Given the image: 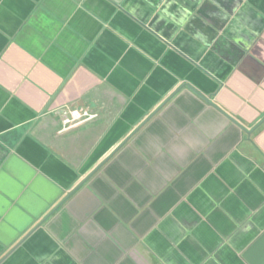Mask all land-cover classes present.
<instances>
[{
	"label": "crops",
	"instance_id": "crops-1",
	"mask_svg": "<svg viewBox=\"0 0 264 264\" xmlns=\"http://www.w3.org/2000/svg\"><path fill=\"white\" fill-rule=\"evenodd\" d=\"M263 119L264 0H0V264H264Z\"/></svg>",
	"mask_w": 264,
	"mask_h": 264
},
{
	"label": "built area",
	"instance_id": "built-area-1",
	"mask_svg": "<svg viewBox=\"0 0 264 264\" xmlns=\"http://www.w3.org/2000/svg\"><path fill=\"white\" fill-rule=\"evenodd\" d=\"M58 112L64 130L73 129L97 118V114L83 108L63 107Z\"/></svg>",
	"mask_w": 264,
	"mask_h": 264
},
{
	"label": "trees",
	"instance_id": "trees-1",
	"mask_svg": "<svg viewBox=\"0 0 264 264\" xmlns=\"http://www.w3.org/2000/svg\"><path fill=\"white\" fill-rule=\"evenodd\" d=\"M262 126H264V119H263V121L260 123V127H259V128H261Z\"/></svg>",
	"mask_w": 264,
	"mask_h": 264
}]
</instances>
